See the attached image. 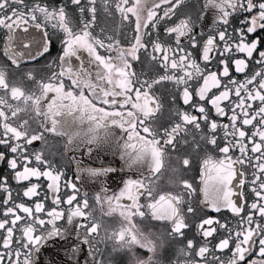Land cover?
<instances>
[{"label": "snow or ice", "instance_id": "snow-or-ice-1", "mask_svg": "<svg viewBox=\"0 0 264 264\" xmlns=\"http://www.w3.org/2000/svg\"><path fill=\"white\" fill-rule=\"evenodd\" d=\"M0 264H264V0H0Z\"/></svg>", "mask_w": 264, "mask_h": 264}, {"label": "flooded vegetation", "instance_id": "flooded-vegetation-1", "mask_svg": "<svg viewBox=\"0 0 264 264\" xmlns=\"http://www.w3.org/2000/svg\"><path fill=\"white\" fill-rule=\"evenodd\" d=\"M192 2L194 3L195 0H192ZM114 23H115L114 18L106 17V16H103V15L100 17V24L101 25H105V26H108V27H112L114 25ZM54 43H55V47H53L51 49L52 55H55L57 49L59 48V44L56 43L55 41H54ZM40 63H43V61H41ZM41 71H43V69H41ZM63 143H64V138L63 137H60V136H51L49 138V148H50V152H52V153L62 152L63 151ZM37 146H39L38 143H37ZM67 155H68V157L76 156L78 159L86 160L88 163H96V164L99 163V161L88 160V158L85 157V156H83L81 154V152H79V151L78 152H75V153L72 152V151H69L67 153ZM104 159H105V162H112V164H113L114 167H117V168L119 167V163L120 162H119V156L118 155L112 156L110 153H106ZM68 167H69V175H71L72 172L74 171V168H75L74 162H70L69 165H68ZM163 179L164 180L167 179V173H165V176L163 177ZM118 182H119V178L117 177V183ZM99 183L100 182H92V181H89L85 185V187H90L91 186V187H94L95 190L98 191L99 190V187H98ZM109 186L113 190H115V188H116L117 185L116 184H110ZM89 195L90 196L92 195V192L91 191L89 192ZM95 212H96V215L97 216H100L101 215V210H100L99 206L96 207ZM104 221H105V223H114L115 222L114 219L109 218V217H104ZM49 247H51V246H49ZM52 250L55 251V249H52ZM47 255H48L47 253L43 254L42 259H46L47 258Z\"/></svg>", "mask_w": 264, "mask_h": 264}]
</instances>
